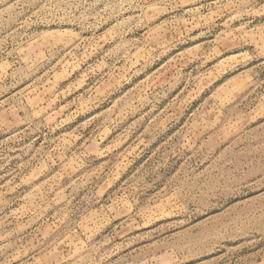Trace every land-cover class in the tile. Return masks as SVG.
Segmentation results:
<instances>
[{
    "label": "rangeland",
    "instance_id": "rangeland-1",
    "mask_svg": "<svg viewBox=\"0 0 264 264\" xmlns=\"http://www.w3.org/2000/svg\"><path fill=\"white\" fill-rule=\"evenodd\" d=\"M0 264H264V0H0Z\"/></svg>",
    "mask_w": 264,
    "mask_h": 264
}]
</instances>
